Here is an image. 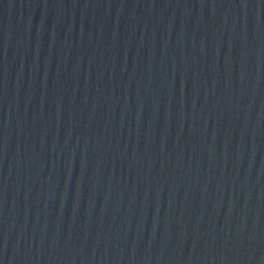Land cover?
I'll return each mask as SVG.
<instances>
[{"label":"water","instance_id":"1","mask_svg":"<svg viewBox=\"0 0 264 264\" xmlns=\"http://www.w3.org/2000/svg\"><path fill=\"white\" fill-rule=\"evenodd\" d=\"M0 264H264V0H0Z\"/></svg>","mask_w":264,"mask_h":264}]
</instances>
